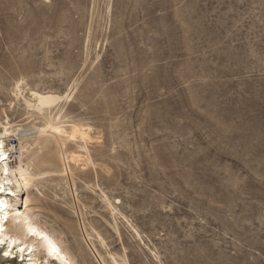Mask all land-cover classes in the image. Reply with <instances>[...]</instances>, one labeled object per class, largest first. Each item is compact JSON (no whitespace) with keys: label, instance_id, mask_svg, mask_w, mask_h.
Here are the masks:
<instances>
[{"label":"rangeland","instance_id":"374dc122","mask_svg":"<svg viewBox=\"0 0 264 264\" xmlns=\"http://www.w3.org/2000/svg\"><path fill=\"white\" fill-rule=\"evenodd\" d=\"M19 80L73 86L61 121L91 129L65 173L32 142L75 264H264V0H0V119L32 130Z\"/></svg>","mask_w":264,"mask_h":264},{"label":"bare ground","instance_id":"6f19581e","mask_svg":"<svg viewBox=\"0 0 264 264\" xmlns=\"http://www.w3.org/2000/svg\"><path fill=\"white\" fill-rule=\"evenodd\" d=\"M74 89L71 86L62 94L41 92L28 88L23 80L17 81L13 87L15 100L20 101L28 113L34 112L43 117L41 125H33L32 130L11 124L8 115L2 112L3 118L0 119V264H75L62 239L42 225L33 208L29 207L32 203L29 195L30 188L35 187V182L41 177L53 173L42 171V165L49 160L36 161L39 158L31 152L34 149L41 150L42 146L36 148L33 141L39 139L43 145L47 141L53 143L55 155L51 158L61 168L60 173L69 170V163L76 166L85 161L82 155L69 153L66 144L77 141L89 143L93 140L90 135L91 129L78 126L66 127L61 121V114L58 113L61 112L60 103L68 102ZM55 108H58V115L51 117L52 110ZM45 114L49 116L44 117ZM11 137H16L20 142H18L17 163L14 166L11 163L10 154L13 148L6 143V139ZM83 148L80 147L82 151L85 150ZM22 193L26 194V197L21 206L16 207L18 202L13 199H17L20 195L22 199ZM135 233L139 236L137 232Z\"/></svg>","mask_w":264,"mask_h":264}]
</instances>
